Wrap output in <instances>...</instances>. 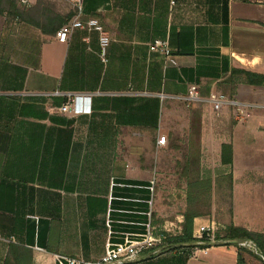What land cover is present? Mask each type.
<instances>
[{"label": "crops", "instance_id": "1", "mask_svg": "<svg viewBox=\"0 0 264 264\" xmlns=\"http://www.w3.org/2000/svg\"><path fill=\"white\" fill-rule=\"evenodd\" d=\"M26 1L30 6L20 8L27 20L41 21L37 0ZM45 1V18L73 15L69 0ZM83 6V20L96 19L110 39L105 61L95 31L74 30L60 42L19 19L6 26L0 16V264H55L56 255L99 260L110 239L108 210L114 231L136 230L148 192L129 183L160 181L172 153L178 162L194 153L193 169L200 161L208 166L212 153L230 176L228 224L264 237V87L231 74L264 75V0ZM154 41L167 44L169 57L149 51ZM191 86L203 102L181 100ZM212 94L246 107L244 115L226 104L215 111L205 101ZM66 95L78 96L89 112L62 113ZM225 143L232 146L230 166L220 163ZM183 175L178 183L192 182ZM210 222L195 218L193 231ZM135 264L259 262L217 241L206 254H143Z\"/></svg>", "mask_w": 264, "mask_h": 264}, {"label": "built area", "instance_id": "2", "mask_svg": "<svg viewBox=\"0 0 264 264\" xmlns=\"http://www.w3.org/2000/svg\"><path fill=\"white\" fill-rule=\"evenodd\" d=\"M69 2L73 9V17L55 33L56 39L60 42H67L71 33L78 29L86 30L88 32L95 31L99 34L101 57L102 60L105 61L106 48L110 42L108 35L102 30V27L99 25L96 19L89 18L87 20H83V0H69ZM149 51L152 53H160L166 57H169L167 44L161 41H154L151 43L149 45ZM66 96L67 101L63 103L59 109L62 113L80 115L89 112V109H84L78 106V96ZM84 98L85 100H89V97ZM181 100L187 104L200 103L204 101L195 86H191L187 94L182 97ZM205 101L209 102L217 112L225 104L234 106L235 108L239 109L237 117L243 116V108L246 109V107H242L238 103L228 100L221 94H212L206 98ZM165 143V137L162 136L158 138V145L163 146ZM155 185V179H152L148 182V185L144 187L136 186V188H144L148 192L147 199L143 201L147 206L146 211L142 213L144 221L140 224H132V226L137 228L136 230L114 231L112 226L113 220L111 218L113 210H108L105 224L106 228L108 229V235L110 236V239H108L106 242L104 255L99 260L84 261L82 259L56 255L54 256L55 264H135L141 259L143 254H146L147 258H153L164 253L178 251L173 250L177 248V245L170 243L168 240L176 237L177 235H170L168 231H161L157 234L156 228L153 225L152 213ZM112 187L132 188L133 186L113 183ZM113 199L114 198H112V200ZM214 234V224H211L210 226H200L195 231H193L195 246L191 252H201L206 254L212 244L217 242L215 240ZM221 243L223 242L221 241ZM237 246L253 253L256 256H259L264 263V257L259 254L257 246L252 241H241L237 243Z\"/></svg>", "mask_w": 264, "mask_h": 264}, {"label": "rangeland", "instance_id": "3", "mask_svg": "<svg viewBox=\"0 0 264 264\" xmlns=\"http://www.w3.org/2000/svg\"><path fill=\"white\" fill-rule=\"evenodd\" d=\"M19 2L27 8L30 6L29 4H25L27 3L26 0H19ZM35 12L40 20H43L42 18L46 14L45 0H37ZM193 155L195 154L186 153V162H181V160L179 162L176 161L178 155L175 153H172L170 157L167 156L165 159L166 166L163 168L165 173L164 178L161 177L160 181L155 178L152 222L157 234L161 231H168L170 235H178L182 230V227L179 229V226H182L184 221V218L180 217L186 213L199 214L204 217L208 216L211 222L203 226H210L214 222V235H223L222 231L228 225L230 219L228 198L230 176L228 168L218 167V163L214 161L213 154L210 153L208 155V166L204 161H200L199 169L195 168L198 174L192 173L195 171L191 167L190 162L193 159ZM177 163L178 165H176ZM180 164H187L190 167H181ZM183 173V176L190 178L192 182L186 184L178 183L179 181H176V177ZM191 173L196 178H193ZM152 179L154 177L150 180ZM200 182L203 186H200L198 189L196 184ZM198 194L202 195L201 198L198 197Z\"/></svg>", "mask_w": 264, "mask_h": 264}, {"label": "trees", "instance_id": "4", "mask_svg": "<svg viewBox=\"0 0 264 264\" xmlns=\"http://www.w3.org/2000/svg\"><path fill=\"white\" fill-rule=\"evenodd\" d=\"M48 3V2H46ZM25 10L20 8L19 0H0V16H5L6 18V26H8L12 20L19 19L21 21L27 22L29 25L39 29L42 34L44 35H55L56 31L65 25L72 17L71 15L69 18H53L43 16V20L41 21H32L27 20V14ZM232 77L236 78L240 82H243L247 85L251 86H259L264 87V75L251 73L245 70H233ZM220 163L222 166H230L232 164V146L228 143L222 144L220 149ZM135 186H146V184L141 183H129ZM210 184V183H204ZM198 189L200 186H203L202 183L196 184ZM196 189V187H195ZM201 191V190H198ZM202 195L198 194V197L201 198ZM199 214H192L186 213L183 218V225L182 230L179 235L172 239H168L170 243L177 245L176 249L178 251H187L191 254L192 249L195 246V240L193 238V224L194 219L198 218ZM223 235H215L216 241H223L226 245H234L237 247L239 255L241 253H248L251 257H254L259 264H264L263 260L259 257L254 255L253 253L246 251L245 249L239 248L237 246L238 242L241 241H252L258 248L259 254L263 256L264 254V237L258 233H252L247 231L246 229L235 227L232 224H228L224 227L222 231ZM232 242H236V244H231ZM239 262H241L239 260Z\"/></svg>", "mask_w": 264, "mask_h": 264}, {"label": "water", "instance_id": "5", "mask_svg": "<svg viewBox=\"0 0 264 264\" xmlns=\"http://www.w3.org/2000/svg\"><path fill=\"white\" fill-rule=\"evenodd\" d=\"M231 244H236V242H232Z\"/></svg>", "mask_w": 264, "mask_h": 264}]
</instances>
